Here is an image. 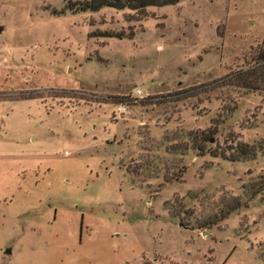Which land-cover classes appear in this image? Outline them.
<instances>
[{"label":"rangeland","instance_id":"374dc122","mask_svg":"<svg viewBox=\"0 0 264 264\" xmlns=\"http://www.w3.org/2000/svg\"><path fill=\"white\" fill-rule=\"evenodd\" d=\"M68 1L0 0V264H264V0Z\"/></svg>","mask_w":264,"mask_h":264},{"label":"trees","instance_id":"16d2710c","mask_svg":"<svg viewBox=\"0 0 264 264\" xmlns=\"http://www.w3.org/2000/svg\"><path fill=\"white\" fill-rule=\"evenodd\" d=\"M180 1L181 0H85L76 3L68 1L66 8L76 11H98L103 7H108L115 10L128 9L137 14H143L149 7L174 5ZM220 82L223 86L238 88L246 92L264 93V41L253 54H250L249 59L246 60L243 66L221 78ZM204 135L199 137L200 142L197 144L198 150H202L201 143L209 141ZM195 139L196 138L193 139V143L196 142ZM235 150V152L240 153L241 159L246 158L251 152L249 146L244 143L236 145ZM230 155L233 157L234 154ZM237 156L239 155L235 157L238 158ZM232 160L235 161L236 159L233 158ZM142 264L152 263L142 262Z\"/></svg>","mask_w":264,"mask_h":264},{"label":"built area","instance_id":"2783aa9c","mask_svg":"<svg viewBox=\"0 0 264 264\" xmlns=\"http://www.w3.org/2000/svg\"><path fill=\"white\" fill-rule=\"evenodd\" d=\"M133 96H134L135 98H140V97H142L141 89H140V88H136V89L134 90V94H133ZM117 112H118V114H123L124 112H126V106L123 105V104L118 105Z\"/></svg>","mask_w":264,"mask_h":264},{"label":"water","instance_id":"95a60500","mask_svg":"<svg viewBox=\"0 0 264 264\" xmlns=\"http://www.w3.org/2000/svg\"><path fill=\"white\" fill-rule=\"evenodd\" d=\"M2 27H0V32L2 31ZM6 254H10V251L8 250L7 252H6Z\"/></svg>","mask_w":264,"mask_h":264}]
</instances>
